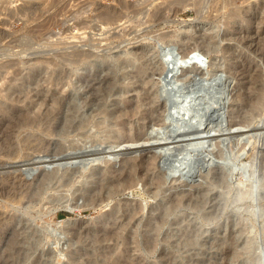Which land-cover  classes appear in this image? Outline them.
Masks as SVG:
<instances>
[{"label":"rangeland","instance_id":"374dc122","mask_svg":"<svg viewBox=\"0 0 264 264\" xmlns=\"http://www.w3.org/2000/svg\"><path fill=\"white\" fill-rule=\"evenodd\" d=\"M247 1L0 0V264H110L108 254L130 264H242L243 258L246 264L263 263L264 88L260 116L247 118V127L238 129L240 136H229L227 123L242 125L248 115L246 101L238 95L245 99L256 86L241 73L233 78L223 70L229 55L221 49L236 44L223 40L229 33L225 24L233 10L256 0ZM195 48L205 68L191 83L182 85L180 75H166L160 96L149 90L138 99L136 92H129L128 83L137 78L126 59L147 69L141 80L156 81L152 72L160 61L176 71L185 50ZM141 51L146 55L140 60ZM253 56L252 75L260 72L264 87V60ZM221 67L227 96L222 85L210 90L216 79L211 75ZM57 79L69 85H53ZM53 91L66 97L54 118L38 119L35 128L25 123L28 107L35 104L33 111L39 112L41 95L50 97ZM136 101L143 104L140 112L150 110L149 120L155 123L165 115L161 106L166 104L165 113L172 114L168 128H143L149 120H141L140 113L118 118L117 109L134 107ZM185 105L195 109L184 111ZM193 120L198 124L189 128ZM135 134L148 137L152 153L144 155H161L147 174L155 184L145 186L141 175L133 192L91 204L90 196L99 195L104 180L125 167L121 158L110 156L108 146L117 138L133 144ZM188 144L203 150L187 153L196 164L188 176L176 177L174 170L182 166ZM156 145L160 147L153 149ZM171 197L183 198L173 212L168 209ZM126 209H141L127 228L139 247L134 244L125 251L118 248V240L99 242L106 228L125 236L119 216ZM161 214L165 219L159 224ZM77 221L100 232L73 236L70 224ZM227 249L232 251L228 257Z\"/></svg>","mask_w":264,"mask_h":264},{"label":"bare ground","instance_id":"6f19581e","mask_svg":"<svg viewBox=\"0 0 264 264\" xmlns=\"http://www.w3.org/2000/svg\"><path fill=\"white\" fill-rule=\"evenodd\" d=\"M18 1V0H17ZM246 1V0H245ZM251 1V0H250ZM250 1H247L248 3ZM28 2V0H27ZM33 2V1H32ZM26 5V4H25ZM28 5V4H27ZM223 5V4H222ZM226 7V6H225ZM227 8V7H226ZM223 9V8H222ZM34 11V10H33ZM111 15H109L110 17ZM107 17V16H106ZM108 17V18H109ZM113 17V16H112ZM111 18V17H110ZM229 18V21L226 22L227 24H225L226 26V30L229 31V33L227 32V34L223 35L222 38L223 40H229V41H234L236 44H228L226 47L224 48H221L223 50V52L227 55H229V60L226 62L224 68L223 69L225 72L227 71L232 77H236V73L238 75V73H241L242 75V79H249V84L250 86H253L255 85L256 87L254 88L255 90V93L245 99H242L240 94L238 95V93L236 95H238V98L240 101H246V110H245V113L248 114L246 115V117L244 118L243 117V124L241 125L240 123H236V122H231V124H228V130L230 133H229V136L230 135H234V134H237V136H240L241 132L238 130L240 129L241 127L243 128V126H246L247 127V124H249V121H247V118L251 117L252 119L253 118H257L260 116V108L259 106L262 105V96H261V91L263 90V85H262V81H261V74L260 72H257L255 73V75H252L253 73V69L255 68L253 63L254 61L250 58V53L252 55H254L255 57L259 58L260 60H264V0H256L254 2H250L249 4H247L246 6H243V7H240V8H237L236 10H233L229 15L228 17ZM222 19V18H221ZM222 21V20H221ZM106 22V21H105ZM255 24L257 27L254 28V29H250L251 25ZM221 26V25H220ZM253 28V27H252ZM188 29V28H187ZM225 32V31H224ZM75 34V33H74ZM208 44V43H207ZM237 44H239L240 46H242L244 49L243 50H240L242 48H238L240 46H238ZM238 46V47H237ZM247 52L249 53V55H247ZM140 54V53H139ZM137 54V55H139ZM146 53L145 51H141V56L138 57L139 59L142 58L143 56H145ZM196 56V59L199 61V62H203V59H202V54L199 52L198 48H195V49H192V50H185V55L181 58L182 59V62H186L187 59H189L190 56ZM79 56V55H78ZM225 56V55H224ZM253 56V57H254ZM144 58V57H143ZM131 59V58H129ZM129 59H126L125 60V64H128V66H131L133 69H134V72H133V76L135 77V82L134 80L132 81V83H128L127 86H129L132 90L129 91V92H136L137 95H135L134 98H141V94H149V90H152L153 93L157 96H160L161 94V88L160 87L162 85V82L164 81V78L166 77L168 71L170 69H168V66H167V63L165 61H160L162 62L161 64H157V68H153L155 69L152 73L153 75H156L158 78L156 79V81H150V80H141V76L143 77L144 75L147 74V69L143 66V64H138L133 62L132 60H129ZM145 59V58H144ZM170 59V58H168ZM135 60V58H134ZM141 60V59H140ZM124 62V61H123ZM204 63V62H203ZM54 64V63H53ZM131 64V65H130ZM173 64V63H172ZM223 67L220 68V70H216V72L211 75V77H214L216 78V80H219L221 78L220 76V71ZM132 69V70H133ZM200 69L201 67L200 66H191L190 68H187L185 69L184 73H181L180 76L181 78L179 79L181 81V84L182 85H185L187 83H191L193 80L192 79H195L196 76L200 75ZM47 71V70H46ZM63 71V70H62ZM256 71V70H255ZM34 73H37L35 71H33ZM31 72V73H33ZM53 73V72H52ZM56 73V72H55ZM58 73V72H57ZM59 74V73H58ZM222 75V74H221ZM165 76V77H164ZM80 77V76H79ZM153 77V76H152ZM218 77V79H217ZM233 77V78H234ZM56 78V77H55ZM140 78V79H139ZM167 78V77H166ZM238 78V77H237ZM63 79V78H62ZM62 79H57L55 82H53V85L55 84L56 86L60 84H63V86H66L68 84V82H63ZM96 79V78H95ZM155 79V78H154ZM225 79V78H224ZM178 80V81H179ZM238 80H240L238 78ZM48 81V80H47ZM65 81V80H64ZM134 82V83H133ZM227 83V82H226ZM222 84V87L220 89H222V94L226 95L228 94L229 92V89L227 87L228 84ZM69 85V84H68ZM101 87V86H100ZM63 89V88H62ZM164 89V88H163ZM16 91V90H15ZM64 91V90H63ZM236 91L238 92V89H236ZM13 92V91H12ZM18 92V91H17ZM21 92V91H20ZM106 92V91H105ZM16 93V92H15ZM13 93V94H15ZM45 93V92H44ZM43 93V94H44ZM46 93L48 94L49 92L46 91ZM98 93V92H97ZM166 93V92H165ZM19 94V93H18ZM41 95L42 97H44L43 99H40L42 100V102L40 103V109H39V112L41 111V107H44L45 109H43V111L41 113L39 112H34L33 111V108L36 106L35 104L32 105L31 108L28 107V109L25 111V116H26V120L27 122H24L25 123H28L30 125H33V123L36 121H41V120H50L54 113H56V110H58L60 107V104H62V100L66 97H63L62 94L59 92V91H53L51 92V96L49 97L48 95ZM82 94V93H81ZM104 94V93H103ZM26 95V94H25ZM64 95V94H63ZM10 96V95H8ZM14 96V95H13ZM19 96V95H18ZM229 96V95H228ZM78 97V96H77ZM148 97V96H147ZM17 98V97H16ZM22 98V97H21ZM46 98H49V100L47 101ZM13 99V98H12ZM222 99V97H221ZM9 100V98H8ZM11 100V99H10ZM21 100V99H20ZM40 100H37L40 102ZM125 100V99H124ZM142 100V99H141ZM149 100V99H148ZM153 100V99H152ZM12 101V100H11ZM66 101V100H65ZM140 101V100H139ZM143 101V100H142ZM141 101V102H142ZM235 101H238L235 100ZM51 105H50V103ZM127 102V101H126ZM137 103V105H135L134 107H128V106H125L127 108L125 109H122V110H119L117 109V113L119 112L120 115L118 118H121V117H131V116H135L136 114H139L140 115V118L141 120H149V116H150V113L148 111V108L142 112H140L142 109V105H139L140 103L139 102H135ZM38 105V103H36ZM6 105V104H4ZM26 105V104H25ZM35 105V106H34ZM166 104H163L161 106V108L163 109V113L165 115H163L162 119L159 120L158 122L159 123H155L154 120L153 121H150L149 122H145L144 125H143V128L149 130V129H152L154 128V126H157V125H160V126H168V118H167V113H165V106ZM8 106V105H6ZM34 106V107H33ZM9 108V107H8ZM13 109V108H12ZM141 109V110H139ZM150 109V108H149ZM36 110V109H35ZM86 110V109H85ZM14 111V110H13ZM59 111V110H58ZM152 112V111H151ZM64 113V112H63ZM199 113V112H198ZM31 114H34V117L30 116ZM250 114V116H249ZM55 116V115H54ZM22 117V116H21ZM54 118V117H53ZM116 118V117H115ZM20 120V119H19ZM115 120V119H114ZM120 120V119H119ZM152 120V119H151ZM154 122V123H153ZM254 122V120H253ZM50 123V122H49ZM85 123V122H84ZM120 123V121H119ZM24 124V123H23ZM46 124V123H45ZM127 124V122H126ZM134 124V123H133ZM26 126H28L27 124H25ZM39 125V124H38ZM41 125L44 126V124L42 123ZM50 125V124H48ZM116 125V124H115ZM122 125V123H121ZM124 125V124H123ZM230 125V127H229ZM252 124H250V127ZM257 125V124H256ZM34 126V125H33ZM32 126V127H33ZM37 126V124H36ZM51 126V125H50ZM131 126V125H130ZM31 127V126H29ZM47 127V126H45ZM85 127V126H84ZM123 127V126H121ZM213 127V126H212ZM221 128L220 125H216V128ZM254 127V126H253ZM35 128V126H34ZM44 128V127H43ZM50 128V127H49ZM132 128V127H131ZM137 128V127H136ZM135 128V129H136ZM168 128V127H166ZM256 128V127H255ZM37 129V128H36ZM48 129V128H47ZM46 129V130H47ZM32 130V129H31ZM49 130V129H48ZM162 130V129H161ZM259 130V129H257ZM33 131V130H32ZM42 131V130H40ZM154 131V130H153ZM252 131V129H251ZM254 131V129H253ZM48 132V131H47ZM136 132V131H135ZM140 132V131H139ZM155 132V131H154ZM35 133V131H34ZM261 133V132H260ZM31 134V133H30ZM139 134V133H137ZM137 134H135L137 136ZM160 134V133H159ZM228 134V133H227ZM262 134V133H261ZM260 134V136H261ZM29 135V134H28ZM34 135V134H32ZM31 135V137H32ZM258 135V134H257ZM218 136V135H216ZM263 136V135H262ZM37 137V135H36ZM131 137V136H130ZM133 137V136H132ZM219 137V136H218ZM257 138H259V135L256 136ZM39 138V137H37ZM117 138V137H116ZM255 138V137H254ZM261 140L263 139V137H260ZM9 139V137L7 138ZM19 139V138H18ZM26 139H28L26 137ZM30 139V138H29ZM36 139V138H34ZM130 139V138H129ZM128 139V140H129ZM237 139H240V138H237ZM131 140V139H130ZM154 140V139H152ZM156 140V139H155ZM154 140V141H155ZM255 140V139H254ZM257 140V139H256ZM21 143L23 140H20ZM29 141V140H28ZM38 141V140H37ZM40 141H43V140H40ZM115 141V140H114ZM126 141V139H125ZM125 141H122V138L121 139H118L116 140V142L110 144V146H108V149H110V152H108L110 154V156H117L119 158H121L123 160V162L125 163V167L124 168H120V172H119V175L117 174V176L115 178H107L104 180V184L102 186V189H101V192L99 193V195L97 196H90L91 198H89V201L91 204L93 205H98V203L100 204H105L107 202V200L115 197V196H119V195H122L124 194L126 191H129V192H133V190L136 188L135 186L138 184H136L137 180H140V176L141 175H144V178H142V181H143V184L146 186V185H150V182H152L153 184H155L154 181H156V179L154 180V178H150V176H148V172L152 169V167L154 166V162L156 160V158L160 157L161 155H157V154H153L151 156H146L147 155V152L148 151H151L152 149L148 147V137H146V134L145 135H142L140 134L139 136H137L135 138V141H133V144H126ZM152 141V142H154ZM158 141V140H157ZM10 142V141H9ZM156 142V141H155ZM249 142V141H248ZM31 143V142H30ZM41 143V142H40ZM129 143V142H128ZM191 143H194V142H191ZM240 143V142H239ZM251 143V141H250ZM257 143V141H256ZM259 143V141H258ZM261 143V142H260ZM23 144V143H22ZM38 144V143H37ZM43 144V142L41 143ZM153 144V143H152ZM156 144V143H155ZM249 144V143H248ZM13 145H15V143H13ZM40 145V144H39ZM50 145V144H49ZM250 145V144H249ZM6 146V145H5ZM12 146V145H11ZM190 146V147H189ZM198 146V145H197ZM7 147V146H6ZM14 150H16V146H14ZM156 147H160V145H156L154 148ZM189 147V148H188ZM188 147L186 150L187 153L189 152H192L191 149H194L195 147L191 146L190 144H188ZM10 149V148H9ZM13 149V148H12ZM112 149V150H111ZM7 150V149H6ZM11 150V149H10ZM8 151V150H7ZM1 152L4 153V151L2 150ZM6 152V151H5ZM9 153L6 152V154ZM12 153V152H11ZM132 153H136L138 154V156L135 155L132 156L134 158H130V155H132ZM143 153H145L146 155H144ZM152 153V151H151ZM1 154V153H0ZM150 154V153H149ZM129 155V156H128ZM128 156V158H127ZM192 156V155H190ZM116 158V157H115ZM190 158V157H189ZM117 159V158H116ZM191 159V158H190ZM109 163L110 161H112L113 159H108ZM117 161V160H116ZM111 168V167H110ZM179 168V167H178ZM110 171V170H109ZM107 172V171H106ZM113 172V171H112ZM152 177V176H151ZM99 180V179H98ZM95 182V181H94ZM141 182V181H139ZM98 183V182H97ZM151 183V184H152ZM102 184V183H101ZM157 184V187L159 186V183H156ZM156 186V185H155ZM101 187V186H100ZM98 187V188H100ZM144 187V186H143ZM148 187V186H147ZM97 188V187H96ZM255 188V187H254ZM99 190V189H98ZM96 190V191H98ZM254 192V191H253ZM255 193V192H254ZM254 193L252 194V198L255 199V195ZM243 197V196H242ZM183 198H179V197H171L169 199V203L171 204V206H169L170 208H168L170 210V212L172 211H175L176 209H178L179 207L182 206L183 204ZM89 203V202H88ZM199 204V202L197 203ZM100 206V205H99ZM104 206V205H103ZM106 206V205H105ZM98 207V206H97ZM113 208V207H112ZM111 208V209H112ZM128 209V208H127ZM125 210V211H122V214L119 216L121 217V219H123V222L124 224L119 227L121 230H123L125 232V236L122 235L119 231H113V232H107L106 229L104 230H101V232H103V235L99 238V242H103V241H117L118 240V248H120V246H122V249L123 250H127L129 248H131L130 246L131 245H134L136 247H139L138 246V243L137 242H134L135 240V237L131 234V231L128 230L127 228L129 227V224L135 219V217L140 213L141 209H130L129 211L128 210ZM117 210V209H116ZM159 211V210H157ZM119 212V211H117ZM169 211H165V213H167ZM120 213V212H119ZM164 213V214H165ZM164 214H161V216L157 215L158 218L156 219L157 223L161 224V223H164ZM167 215V214H166ZM119 219V218H118ZM120 220V219H119ZM63 221V220H62ZM121 221V220H120ZM113 222V221H112ZM61 223V222H60ZM116 224V222H114ZM122 223V222H120ZM118 225V224H117ZM120 225V224H119ZM114 226V225H113ZM103 227V226H101ZM99 228V227H98ZM98 228H93L91 226H86L85 224H83L81 221H77V222H73L71 224V229H70V232L72 233V235L74 234L76 237H79V235L83 232L87 235L91 234V232L93 230H97ZM117 229V227H116ZM99 230V229H98ZM97 230V231H98ZM113 230V229H112ZM118 230V229H117ZM83 231V232H82ZM100 232V231H98ZM122 232V231H121ZM135 232V231H134ZM123 233V232H122ZM73 235V236H74ZM129 235V236H128ZM189 235V234H188ZM231 235V234H230ZM81 236V235H80ZM81 238V237H80ZM235 238V237H234ZM79 239V238H78ZM120 239V240H119ZM122 239V240H121ZM132 239V240H131ZM231 240V239H230ZM80 241V239H79ZM112 241V242H113ZM121 241V243H119ZM147 241V240H146ZM149 241V240H148ZM236 244H238L239 240L238 241H235ZM97 244V243H95ZM115 244V243H114ZM120 244V245H119ZM140 245V244H139ZM240 245V244H239ZM246 244H244V241L241 242V246H243L244 250H246ZM248 245V244H247ZM116 246V245H115ZM236 246V245H235ZM249 247V246H247ZM110 248V247H109ZM242 248V247H241ZM121 250V249H120ZM249 250V249H248ZM247 250V251H248ZM9 252V251H7ZM118 252V251H116ZM120 252V251H119ZM118 252V253H119ZM124 252V251H123ZM121 252V253H123ZM231 250L230 249H227V257L231 254ZM234 253V252H233ZM250 253V252H249ZM124 254V253H123ZM121 254V255H123ZM114 255V254H113ZM112 255V256H113ZM238 255V253L236 254V256ZM59 256V255H58ZM104 256V255H103ZM106 256V255H105ZM112 256H110L109 254L106 256V260L107 262L110 264H130L127 260H122V258L119 257V259H121V261L116 258V260H113L112 259ZM125 256V255H124ZM130 257V256H129ZM231 257V256H230ZM4 258V257H3ZM131 258V257H130ZM233 258V257H232ZM239 259V257H237ZM246 258V257H245ZM132 259V258H131ZM228 259V258H227ZM247 259V258H246ZM242 260H244V262H242V264H246V260L243 258ZM254 260V259H253ZM106 262V261H105ZM264 264V260L262 261ZM134 264V263H133Z\"/></svg>","mask_w":264,"mask_h":264},{"label":"water","instance_id":"95a60500","mask_svg":"<svg viewBox=\"0 0 264 264\" xmlns=\"http://www.w3.org/2000/svg\"><path fill=\"white\" fill-rule=\"evenodd\" d=\"M165 62H167V61H165ZM168 62H171V59H169ZM168 65H169V69L172 70V71L169 72V74H167V79L168 78H171V77H176V76L180 75L181 74L180 73L181 70L183 71V70H185L187 68H190L191 66H194V67L195 66H200L201 69L205 68V65L203 64V62H199L196 59V56H192V55L189 57V59H187L186 62L182 63V65H179V69L176 70V71H175V68L172 67L171 63L170 64L168 63ZM223 81H224V77L223 76H221V78L219 80H216V79L212 80L210 82V90L211 91H214L218 87H221ZM163 90L164 89L162 88V92H164ZM166 99L167 100H170V98H168V97ZM181 109L184 110V111H187V110L195 109V108H192V105H185V106L181 107ZM193 113H194V118L197 117L195 119H198L199 118L198 117L199 116L198 115V112L196 111V112H193ZM167 118H168V121L170 122L171 121V118H172V114L168 112ZM193 122H194L193 124L189 125V128H191L194 125L196 126L198 124L197 123V120H193ZM202 150H203V147H200V146L199 147H196L194 149H191L192 153H200V152H202ZM187 155L188 154L186 152V155H185L186 158H184V161H183L182 166L174 170V173H175L174 176L181 177L182 178V177L188 176L191 173L192 167L196 164V159L187 158ZM254 192H255L254 195L256 196L257 195V186L256 185H255V188H254ZM82 223L85 224L86 226H89L88 224L84 223L83 221H82Z\"/></svg>","mask_w":264,"mask_h":264}]
</instances>
